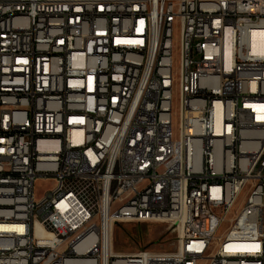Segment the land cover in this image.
<instances>
[{
	"label": "built area",
	"instance_id": "obj_1",
	"mask_svg": "<svg viewBox=\"0 0 264 264\" xmlns=\"http://www.w3.org/2000/svg\"><path fill=\"white\" fill-rule=\"evenodd\" d=\"M260 29L264 0H0V264H264ZM128 216L175 249L117 251Z\"/></svg>",
	"mask_w": 264,
	"mask_h": 264
},
{
	"label": "rangeland",
	"instance_id": "obj_2",
	"mask_svg": "<svg viewBox=\"0 0 264 264\" xmlns=\"http://www.w3.org/2000/svg\"><path fill=\"white\" fill-rule=\"evenodd\" d=\"M53 184L38 180L35 186L37 198H41ZM248 192V190H246ZM244 196V195H243ZM243 198V197H242ZM240 207V202H239ZM114 241L117 251L134 254L140 249L173 251L176 247V236L167 224L163 223H126L115 228Z\"/></svg>",
	"mask_w": 264,
	"mask_h": 264
},
{
	"label": "bare ground",
	"instance_id": "obj_3",
	"mask_svg": "<svg viewBox=\"0 0 264 264\" xmlns=\"http://www.w3.org/2000/svg\"><path fill=\"white\" fill-rule=\"evenodd\" d=\"M254 49L264 53V29L257 30L254 36ZM134 89H143V82H134ZM54 185H57V178H50ZM264 187L263 178H242L241 190H248L250 196H259ZM146 188L136 189V197H145ZM239 199L230 201V208H240ZM112 211L102 212V222H111ZM126 223H139V216L126 217ZM75 264H93L92 260H78Z\"/></svg>",
	"mask_w": 264,
	"mask_h": 264
}]
</instances>
